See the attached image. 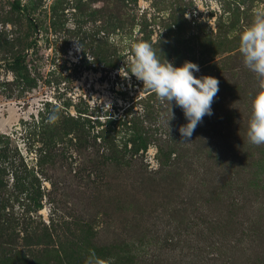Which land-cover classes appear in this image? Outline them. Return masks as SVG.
I'll list each match as a JSON object with an SVG mask.
<instances>
[{
  "label": "rangeland",
  "instance_id": "374dc122",
  "mask_svg": "<svg viewBox=\"0 0 264 264\" xmlns=\"http://www.w3.org/2000/svg\"><path fill=\"white\" fill-rule=\"evenodd\" d=\"M239 1L0 0V264H264V145L246 135L259 88L239 52L264 0ZM178 12L223 43L196 59L219 92L183 143L182 109L173 102L168 126L170 105L120 73L133 42L171 56L159 44ZM114 118L137 123L110 135L138 151L130 166L94 164L93 148L68 144L78 134L53 129L72 119L95 133ZM160 139L180 155L162 171Z\"/></svg>",
  "mask_w": 264,
  "mask_h": 264
},
{
  "label": "clouds",
  "instance_id": "9594fccd",
  "mask_svg": "<svg viewBox=\"0 0 264 264\" xmlns=\"http://www.w3.org/2000/svg\"><path fill=\"white\" fill-rule=\"evenodd\" d=\"M130 48L131 53L120 73H127L125 77L135 76L143 83V90L151 91L162 104L170 105L168 126L174 119L175 102L188 121L179 128L181 143L190 139L203 118L213 114L219 80L211 76L197 78L194 73L200 71L199 66L189 61L181 67H175L166 59L162 62L148 42H133ZM239 52L243 65L255 74L259 88L251 100L246 135L250 144L261 146L264 145V11H255L252 22L241 32Z\"/></svg>",
  "mask_w": 264,
  "mask_h": 264
},
{
  "label": "trees",
  "instance_id": "16d2710c",
  "mask_svg": "<svg viewBox=\"0 0 264 264\" xmlns=\"http://www.w3.org/2000/svg\"><path fill=\"white\" fill-rule=\"evenodd\" d=\"M241 1V4H243V1ZM239 1V3H240ZM238 3V4H239ZM12 8L15 10H20L18 3H12ZM182 12H178V15H176V18L172 21H170L165 26V32H164V42L160 43L159 47H162L163 52H167L168 55L171 56H163L164 59H175L179 60L184 64L185 61H189L192 63L200 62L202 64H205L206 59H208L210 56H216L218 54L219 49L223 45L221 39H219V36L217 35H211V37H208V33L212 34V31L210 29L205 31L204 29H201V24H194L188 23V21L182 16ZM192 26H191V25ZM35 26V25H33ZM36 27V26H35ZM207 32V35H206ZM166 44V45H164ZM193 47L192 49L190 48ZM186 51L187 55H195L198 51L197 57L193 58H186V55L184 57L179 56L180 52ZM163 55V54H161ZM24 56L20 55L14 59V63L16 65H19ZM197 59V62H196ZM205 62V63H204ZM182 64V65H183ZM181 65V66H182ZM128 110L125 111V113ZM53 123V121H51ZM127 123H131L130 127H127ZM53 125V124H52ZM58 125V126H57ZM56 126H53L54 130L58 131H64L65 133H76L79 135V137H75L76 135H72V138L67 140L69 142L68 144H71V148L74 149H84L85 146L91 147L94 150L91 154V160L92 163L97 164V160L101 159L102 164H106L108 166L111 165H117V166H130V160H132V157L138 155V151L134 149H128L126 147V144L124 145H116L114 143V139L112 138L113 134H118L121 132L120 127L123 126L124 129H130L137 125V123L130 121H125L123 119H108V121L104 122V128L100 131H97L95 133H91L90 130L84 129L83 126H80L77 124L76 121L70 119V124H67V121L65 120L63 123H57ZM59 127V128H58ZM125 130V132H126ZM145 131L143 132L145 136ZM55 137H58V135H54ZM123 140V137H121L119 143L121 144ZM58 141V140H57ZM73 142V143H72ZM59 144V143H57ZM138 145L142 147L143 149L146 148V145H148V137H142L138 138ZM177 145L173 140H161L158 144V170L162 171V169H166L167 167H171L173 164V161H176V159L180 158V155L175 152ZM70 147V146H69ZM100 149L102 150L100 152ZM62 152V151H61ZM63 153V152H62ZM48 154L53 155L55 158L56 155L52 154L51 151L48 152ZM172 157L170 155H173ZM137 157V156H136ZM170 165L167 166L168 161H171ZM13 167V164L10 165ZM176 168V167H174ZM181 170V169H180ZM16 172L17 169H15L14 172H11V175L13 176V180L15 182L16 178ZM1 184V183H0ZM12 190L9 191V196L11 198L16 199V188L15 184L12 185ZM14 199H11L10 202ZM13 202V201H12ZM23 202V201H22ZM23 206V205H22ZM62 220V219H61ZM53 221V220H52ZM51 220L49 223L52 222ZM61 222V221H60ZM63 225H72L73 221L65 220L63 221Z\"/></svg>",
  "mask_w": 264,
  "mask_h": 264
}]
</instances>
